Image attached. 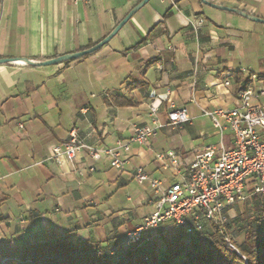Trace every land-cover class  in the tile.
Returning a JSON list of instances; mask_svg holds the SVG:
<instances>
[{
    "label": "crops",
    "instance_id": "crops-1",
    "mask_svg": "<svg viewBox=\"0 0 264 264\" xmlns=\"http://www.w3.org/2000/svg\"><path fill=\"white\" fill-rule=\"evenodd\" d=\"M143 1L0 0V60H11L0 64V252L59 236L123 248L156 209L150 184L134 179L137 168L167 188L181 175L158 155L173 151L188 167L207 146L233 147L232 134L221 135L203 112L238 107L244 87L264 90V23L240 15L264 21V0H206L234 11L201 0H150L95 53L58 65L25 63L94 47ZM199 17L205 23L196 33L189 20ZM168 91L189 111L182 129L167 126ZM116 97L133 105L118 106ZM155 101L164 128L132 147L124 170L85 151L61 164L49 160L73 129L97 148L128 140L134 126L151 123ZM255 103L264 107V97ZM176 231L168 222L145 241L162 243Z\"/></svg>",
    "mask_w": 264,
    "mask_h": 264
},
{
    "label": "built area",
    "instance_id": "built-area-1",
    "mask_svg": "<svg viewBox=\"0 0 264 264\" xmlns=\"http://www.w3.org/2000/svg\"><path fill=\"white\" fill-rule=\"evenodd\" d=\"M189 23L198 33L205 20L199 17L189 20ZM225 85L230 83L226 82ZM262 97L264 90L255 94L252 88L244 87L239 92L238 107L203 112L221 135L225 132L232 134V148L226 149L222 143L220 146H207L188 167L182 165L173 151L158 155L159 161H169L181 175V179L171 186L166 188L163 181L150 178L144 168L135 170L134 179L139 184L149 183L153 189L157 197L156 209L128 233L124 247L140 248L147 232L157 230L168 222L186 235L201 233L206 225L215 224L223 228L229 222V211L248 199V185L252 186L254 194H264V107L255 103V99ZM166 101L170 109L167 126L182 129L191 121L188 109L176 105L171 91L166 93ZM159 107L160 103L153 102L151 123L134 126L132 136L128 140L118 141L114 147L88 145L73 129L66 143L53 148L49 160L58 164L73 161L80 152L85 151L94 161L108 158L113 168L122 171L129 165L128 155L132 147L146 146L164 128L156 118ZM20 128L23 129V125ZM226 243L232 252L240 255L230 237ZM118 253L119 248H115L109 255L115 257Z\"/></svg>",
    "mask_w": 264,
    "mask_h": 264
},
{
    "label": "trees",
    "instance_id": "trees-1",
    "mask_svg": "<svg viewBox=\"0 0 264 264\" xmlns=\"http://www.w3.org/2000/svg\"><path fill=\"white\" fill-rule=\"evenodd\" d=\"M113 103L121 107L133 105L132 99L126 97L113 98ZM251 194L255 204L253 215H249L241 224L245 241L236 246L240 255L232 252L226 243L229 237L234 240L227 223L223 228L208 225L211 228L208 245L203 236L198 235L207 226L203 232L195 235L182 232L183 236H179L181 239L176 240L177 250L165 245L163 251L159 239L150 242L144 240L140 248H119L115 257L109 253L118 247L93 249L89 243H75L68 236H59L44 246L6 248L0 252V264H264V194H254L252 191ZM191 237L195 238L183 242Z\"/></svg>",
    "mask_w": 264,
    "mask_h": 264
},
{
    "label": "rangeland",
    "instance_id": "rangeland-1",
    "mask_svg": "<svg viewBox=\"0 0 264 264\" xmlns=\"http://www.w3.org/2000/svg\"><path fill=\"white\" fill-rule=\"evenodd\" d=\"M250 190V189H249ZM248 199L243 202V203H238L236 204L230 211H229V222L228 224L230 225L231 228V235L234 238V243L236 246H240L244 243L245 241V234L243 233L241 229L242 225L245 222V219L250 215H253V206H254V201H253V196L251 194V191H248L247 193ZM238 220V221H237ZM206 230L202 233V234H198V235H202L204 242L208 245L210 240H209V233H211V228L206 225ZM198 235H196L195 237H198ZM179 236H183V234L181 233L180 230L171 233L169 236L167 235L164 239V241H162L161 244V248L163 251H165V247L168 245L169 248H174L175 246H177L176 240L177 239H181ZM195 237H191V238H185L183 240V242H187V240H192ZM184 238V237H183ZM166 245V246H165ZM181 246V245H180ZM179 248L175 247V250H177ZM183 254H181L180 259H182Z\"/></svg>",
    "mask_w": 264,
    "mask_h": 264
},
{
    "label": "water",
    "instance_id": "water-1",
    "mask_svg": "<svg viewBox=\"0 0 264 264\" xmlns=\"http://www.w3.org/2000/svg\"><path fill=\"white\" fill-rule=\"evenodd\" d=\"M150 0H144L140 5H138L128 16L125 20H123L118 26L117 28L108 36L106 37L103 41H101L99 44L95 45L94 47L75 53V54H71V55H66V56H62L60 58H57L55 60H49V61H45V62H33V61H29V60H25V63L30 65V66H36V67H41V66H50V65H58V64H62V63H66L69 61H73V60H77L81 57L90 55L95 53L96 51H98L99 49H101L102 47H104L105 45H107L117 34L118 32L121 30V28L132 18V16L137 13L141 8H143ZM204 3L211 5L212 7L218 8L220 10H224V11H234L228 8H224L221 6H216L213 4H210L209 2H207L206 0H201ZM240 15L248 18L250 20L253 21H257V22H263V20L257 19L255 17L249 16L243 12H240ZM11 60H0V64H6V63H10Z\"/></svg>",
    "mask_w": 264,
    "mask_h": 264
}]
</instances>
